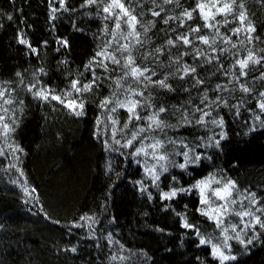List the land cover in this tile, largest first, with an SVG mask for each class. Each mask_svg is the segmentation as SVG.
Returning a JSON list of instances; mask_svg holds the SVG:
<instances>
[{"label":"trees","instance_id":"16d2710c","mask_svg":"<svg viewBox=\"0 0 264 264\" xmlns=\"http://www.w3.org/2000/svg\"><path fill=\"white\" fill-rule=\"evenodd\" d=\"M109 3L0 0V264H219L196 235L223 244L221 231L199 211L193 186L204 179L220 181L213 189L235 183L226 220L237 232L229 226L228 234L252 240L230 239L236 259L225 264H264V228L234 214L250 210L264 221V0H237L234 14L215 16L212 27H204L201 0H121L138 18V41L125 38L122 14L116 29L115 17L103 11ZM241 10L254 32H235L246 29ZM250 52L259 63L250 62L242 75L238 61ZM129 54L134 66L147 69L139 82L124 66ZM74 81L91 88L76 92ZM36 91L64 102L37 98ZM129 98L139 101L141 119L129 122L126 107L117 106ZM105 100L112 103L102 106ZM70 101L83 105L75 109L82 115L66 106ZM160 108L165 127L147 130V117ZM197 109L210 112L203 124ZM133 133L137 139L127 146ZM155 140L164 142L160 151L169 160L159 162L168 171L153 183L144 171L152 165L159 171L149 147ZM183 152L201 159L181 169L175 165L184 162L177 154ZM173 188L192 191L163 199ZM181 217L194 227H182Z\"/></svg>","mask_w":264,"mask_h":264},{"label":"snow or ice","instance_id":"6c2138e0","mask_svg":"<svg viewBox=\"0 0 264 264\" xmlns=\"http://www.w3.org/2000/svg\"><path fill=\"white\" fill-rule=\"evenodd\" d=\"M87 2L89 4L91 3H95L96 0H87ZM166 3H172L173 0H165ZM61 4L63 5V0H61ZM219 5V6H218ZM237 5V0H229V2H224V3H220V0H216L215 3L212 4H205V3H199L197 5L201 16L203 17L205 24L204 27H212L213 25L211 23H209V21H214L215 20V16L216 15H222V16H227V15H232L234 14V6ZM238 7L240 9H243V4H239ZM215 8V12H212L211 9ZM114 9H119V13H114L113 10ZM103 11L105 13H107L109 16H114L116 19V29L120 30L121 29V15L126 18L124 19V23L127 25V28L129 29V31L127 32V37H132L134 39H137L138 41V37H139V33L136 31V27L138 24V18L136 15L132 14L128 9L125 8V5L123 3H121V0H111V3L107 4L104 8ZM154 16H159L160 13L159 12H153L152 13ZM184 16L187 19H192V12L189 11H185L184 12ZM237 18L239 19L241 25H245L247 22V16L245 14L244 11H240L238 13ZM9 19H11V16H9ZM165 23H167V21H165ZM242 30H246L248 33L254 32L255 29L254 27L251 25L250 22H247L246 24V29H241V28H237L235 30V32L238 34L240 33ZM145 31H147V29H145ZM193 31H200L199 28H195L193 29ZM115 39V36H114ZM177 39H180L183 41V43L185 45H189L191 43V41L185 37V36H181L178 37ZM249 41H251L252 37L248 36ZM200 40L202 43L204 44H209V39L207 37H200ZM20 43L22 44H26L27 41L24 39H20ZM168 43L170 45L174 46V41L173 40H169ZM235 46V45H233ZM121 51L124 52H128L129 50V46L128 45H122L121 48L119 49ZM33 52H35V49H32ZM99 55V54H98ZM110 59L114 62L119 64L120 61L118 59H116L114 56L110 57ZM259 63L258 60H255L252 53L250 52L248 57L246 59H242L238 61V65L239 68L241 69V74L243 75L244 72L243 70L245 68L248 67L249 63ZM135 65V61L132 58L131 54H129V56L127 57V63L124 65L126 68L130 69V75L132 76V78L134 80H137L139 82V77L144 76V73L147 71V69H143L141 70L140 68L134 66ZM190 71H195V69H188L185 68L184 72L185 74H188ZM129 73H125V75H128ZM150 79V78H148ZM162 87H167V85L164 83V81H159L158 82ZM78 81H74L72 83V88L76 91V92H80L83 90H88L91 88L90 84H86L83 86V88L77 87ZM35 87V85H32L29 87V91H32V89ZM118 87H119V83H118ZM244 92H248L249 89L244 87L243 88ZM35 97L37 98H41V99H49V96L51 99L54 100H58L60 102H64L62 97L56 96V95H51L49 93H47L46 91H36L34 93ZM68 95H71V93H69ZM132 95H142V93L137 92L135 90L132 91ZM261 95H264V93H261ZM4 97V93L0 92V98ZM5 104H10L12 103L11 100L9 99H5L4 100ZM109 103H112V101L110 100H105L103 102L102 106H107ZM139 105V101H135L131 98H129L127 101H117V106L119 107H126L127 111L129 112V122H131V120L133 118L139 120L141 119V117L136 113V109L137 106ZM67 107L73 109V111H75V109L77 107H79L80 109L83 108V105H77L75 101H70L66 104ZM259 107L261 108L262 111H264V102L260 103ZM112 111H115L116 108H112ZM165 111L164 108H160L158 110V112L154 113L153 115L147 117L149 124H148V129L147 130H152L155 131L156 129H163V127H165L164 122L159 118V114L163 113ZM197 111H201L202 114L199 117V119L196 121L197 123L203 124L205 123L204 117L209 116L210 112H205L201 109H197ZM76 115H82V111H75ZM0 119H3V117H0ZM257 119H259V117H257ZM213 123H217L216 121H213ZM219 126H223V121H219ZM4 135L6 136L7 133L10 131V128L7 124H4ZM253 131L255 129H252ZM146 129L141 127L139 129V133H143L145 132ZM138 133H133L132 138L130 140L127 141V146H131L133 141L137 139ZM224 133L220 134V139H224ZM169 143H176L175 141H169ZM216 145L219 146V140L216 141ZM149 147L152 149V153L151 155L153 156V158L159 163L161 161H168L169 157L162 153L160 151V149H162L164 147V142L161 140H155L154 143L150 144ZM141 152H145V149L143 147L138 148L136 150V154L139 155ZM147 154V153H145ZM178 155H182L184 157V162L180 163L178 165L179 168L184 169L187 167L188 164L190 163H196L197 161H199L201 159L200 155H195L194 157L189 155V152H183V153H177ZM146 171L151 175L152 181L153 183H156V181H158L160 179V175L164 172L168 171V168L166 167V165L164 163H159V171L156 170V165H153L151 168L146 169ZM173 179H175V177H173ZM211 183H216L219 184L220 181L218 180H201L198 181L197 184H195L193 186V188L198 189L199 193H200V203L202 205L208 206V210H205V208H201L199 209L201 215L207 216L209 219L213 220L217 226V228H219L221 230V233L224 237L223 240V244L219 245V244H214L212 243L211 239H206L204 236L201 235V233L197 230L196 231V235L199 237V243L200 245H211V254L213 256L214 259H217L219 261V264H225L226 261L228 260H235L236 257L232 256V255H228L225 253L224 249H229L230 250V245L228 244V241L230 239H237L239 241V243H241L242 245L245 244H251L252 240L249 239L247 241L243 240L240 238L239 233H237V235L235 237L230 236L229 233V229L225 226V218L226 215L229 214L232 210L229 207V200L232 197V191L235 189L236 185L234 182L232 181H228L227 183H225L222 187L220 188H210V184ZM192 189H185V188H180V189H175L173 188L171 191L166 192V193H162V197L165 200H170L173 199L177 196L178 192H191ZM208 191L211 192V196H214L216 199L223 201L224 203L219 204V205H215L212 206L210 204V197L208 196ZM231 203L235 204L236 201L235 199H231ZM256 200H255V196L253 194L252 196V204H253V208H255L256 211H261V209L256 208ZM235 215L240 216L241 218V222H244V218L251 216L253 218V220L255 221L256 224H259L260 227L264 228V221H261V218L259 216H255L254 213L250 210H245V211H240V212H235ZM182 220H184L183 217H181ZM255 225H249V224H245V227H254ZM182 227L184 228H193L194 226L187 223L186 220H184ZM232 232H237V229L235 226H232L231 228ZM72 251H75V249H72Z\"/></svg>","mask_w":264,"mask_h":264},{"label":"rangeland","instance_id":"374dc122","mask_svg":"<svg viewBox=\"0 0 264 264\" xmlns=\"http://www.w3.org/2000/svg\"><path fill=\"white\" fill-rule=\"evenodd\" d=\"M223 0H220V3L222 2ZM216 2V0H201V3H205V4H212V3H215ZM219 6V5H218ZM211 11L212 12H215V8H212L211 9ZM217 16V15H216ZM153 157V156H152ZM152 157L149 159V160H153L152 159ZM145 159V158H144ZM153 166V165H152ZM152 166H149L148 168H151ZM156 168H157V165H156ZM145 172V175H146V179L148 178V180L149 181H152V178H151V175L147 172V171H144ZM204 180H206V179H204ZM148 182V181H147ZM153 182V181H152ZM194 190L195 191H197V193L199 194V198H200V193H199V190L198 189H195L194 188ZM208 196L210 197V204L212 205V206H215V205H219V204H215V201H218V202H221L220 204H222V203H224L223 201H220V200H218V199H216L214 196H211V192L210 191H208ZM202 205V204H201ZM203 206V208H205V210H208V206H205V205H202ZM227 217H229V215H226V218H225V226L226 227H229V226H232V223H231V220L232 219H228V220H226L227 219ZM208 218V217H207ZM209 219V218H208ZM210 221H212V224H214V225H216L215 224V222L213 221V220H211V219H209ZM235 227H236V225H235ZM219 229V228H218ZM219 231H221L220 229H219ZM221 233V232H220ZM222 235V234H221ZM220 235V236H221ZM219 239H220V237H219ZM211 241H212V243H214V244H219V245H222V244H220L219 242H218V240H217V236H216V238H213V239H211ZM205 246H208V248H209V250H210V252H211V245H208V244H205ZM224 251H225V253L226 254H228V255H231V253H230V250L229 249H224ZM211 257L213 258V256H212V254H211ZM214 259V258H213ZM217 263H219V261L217 260V259H214ZM226 262H229V260L228 261H226ZM225 262V263H226Z\"/></svg>","mask_w":264,"mask_h":264}]
</instances>
